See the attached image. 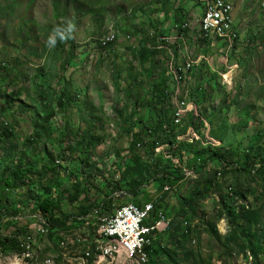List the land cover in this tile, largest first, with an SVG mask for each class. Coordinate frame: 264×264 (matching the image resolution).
<instances>
[{"label": "rangeland", "instance_id": "374dc122", "mask_svg": "<svg viewBox=\"0 0 264 264\" xmlns=\"http://www.w3.org/2000/svg\"><path fill=\"white\" fill-rule=\"evenodd\" d=\"M166 1L0 0V69L5 68V71L0 70V127L3 123L11 124L17 135L12 144H6L7 150H0V187L5 179L3 170L15 165L14 153L9 152L11 145L19 143L16 149L19 152L31 149L27 152L29 161L41 160L40 163L49 161L46 153L53 154L55 159H61V153L68 146L65 142L61 144L60 140L54 144L48 138V129L39 141L32 145L26 142L35 134V113L38 108H43V104L37 103L38 93L43 89L38 86L45 83L39 74H44L47 83H50H45L44 87L45 92L50 90L49 96L51 95L47 105L58 116L53 129L58 130L63 121L69 120L77 131H87L91 138L92 143L87 151L90 161L86 165L80 163L84 154L75 152L73 162L63 170L65 180H69L70 174L75 170H78L76 173H81L82 179L89 180L88 183L85 180H80L79 183L63 182L60 191L64 194V188L73 193L76 186L80 189L85 186L79 201L86 194L91 196L93 202L103 200V192L115 186L113 184L106 188L107 180L121 179L120 174L112 179V173L119 164L125 162L122 155L127 154L134 129L149 126L151 114L144 102L155 79L149 71L157 76L162 66L168 63L174 88L170 92L171 103L165 109H171L175 114V107H179L180 118L183 119L177 125L175 134L178 143L192 144L187 160L192 159L193 153L199 155L209 147L213 152L223 155L231 148L236 149L238 145L246 149L243 153L247 157L253 158L254 152L260 151L264 158L263 3L250 0L257 2L261 8L251 3L249 12L242 9L237 12L235 20V0H230L234 26L239 20L242 21L240 27H236V32L238 36L240 30L244 32V39L240 34L239 42H242L239 43L237 52L231 51V48L226 49L222 45L223 41L213 37L210 38L211 44L196 40V37H200L197 30L202 17L194 0H172L168 7L164 6ZM56 2L59 6L55 5ZM184 2L190 12L195 9L200 11L193 27L196 35L183 34L184 40H177V30H172L169 42L178 48L177 57L171 48L170 59L168 56L163 57L164 53H161L156 61L153 59L143 64L137 50L141 41L150 37L152 32L159 33L163 26L159 23H165V28H168L171 19H167L164 11L169 9L171 13H175ZM247 2L246 0L245 3ZM68 25L72 27L71 34L61 40L54 30L64 29ZM213 32L215 34L212 35L219 37L217 32ZM50 36L55 40L52 46L47 43ZM222 37L228 38L225 35ZM107 41L115 42L108 46L110 43ZM229 42L232 47L234 42L231 39ZM199 57L206 62L197 72L198 75L187 73L181 80V72L189 68V60L195 61ZM182 60L185 61L183 65ZM68 61L71 65L67 64ZM179 66H182L181 72L176 70ZM154 67L157 69L153 70ZM197 87L205 91L201 95L203 98L200 105L194 94ZM64 89H67L71 99L68 107L62 109L55 101ZM179 97H186V100H179ZM199 121L204 123V128H200ZM198 129L202 130L201 134ZM257 135H261V140L251 148V140ZM167 146L169 147L161 144L155 152L168 153ZM138 155L144 158L141 148ZM214 167L208 164L198 174L195 170L184 168L188 173L183 181L175 186L162 188L161 191L157 190L155 183L154 188L143 189L139 198L131 199L127 191L114 194L117 198L115 205L142 202L141 205L144 206L151 201H143L142 195L147 198L149 194L153 201L158 196V201H161L162 197L169 233L168 239L163 241L166 254L160 257L158 264H264V257L255 259L249 252H245L243 245L246 240L242 233H248V230L257 232L259 243L264 246V182L256 173L238 172L220 176L217 174L215 184L210 186L206 183L209 178H213ZM98 176H103V179L97 181ZM40 180L47 182L45 177ZM127 183L128 180L125 184ZM231 189L241 193L239 204L244 207L243 218L249 219L247 222L251 226L248 229L246 222L240 219L238 222L243 230L239 232L237 229V236L230 233L234 228H231L221 202L222 197L226 198L227 191L230 192ZM3 194L13 197V200L17 199L15 194L12 196L11 191L6 190ZM18 194L36 199L34 190L30 191L27 185H21ZM62 210L67 216L77 214L67 199L62 200ZM20 211L22 217L18 221L15 218L11 221L9 218L1 223L0 238L13 235L18 226L28 225L29 228L35 224L29 218L28 209ZM110 216L98 218V223H92L93 227L96 229L101 220ZM188 223L191 229L188 240L173 246L172 242L176 240L177 234L182 229L185 230ZM58 237V240L66 239V242L75 243L81 237V232L76 229L65 230ZM110 244L111 241L82 242L81 250L94 253V260L89 264H138L135 258L124 252L114 254L113 258L106 256L102 250ZM36 245L42 250V247L49 244L45 239H38ZM47 253L44 252L38 258V264L43 263ZM29 257L30 251L27 253L24 250L20 254L5 253L0 248V264H31ZM59 258H66V251H59ZM87 263V255H76L71 261V264Z\"/></svg>", "mask_w": 264, "mask_h": 264}, {"label": "trees", "instance_id": "16d2710c", "mask_svg": "<svg viewBox=\"0 0 264 264\" xmlns=\"http://www.w3.org/2000/svg\"><path fill=\"white\" fill-rule=\"evenodd\" d=\"M162 1V0H159ZM170 1L167 0L164 2V6L168 7L170 5ZM199 6L202 7L201 17L205 16V7L209 4L210 0H204L203 2H199L194 0ZM158 3V2H157ZM173 3V2H172ZM166 4V5H165ZM55 5L59 6V3L56 2ZM204 6V7H203ZM166 12V13H165ZM167 19H171V25L168 28H165V23L160 28L159 34L163 37L162 43L167 46L163 50L156 48H150V44L153 42L155 46H157V36L154 38L146 37V39L142 40L141 46L137 49L139 52L140 59L143 64L149 63L155 60L157 56L161 53H164L163 57L168 56L170 59L169 53L170 49L168 47L173 48L175 51V57H177L178 48L176 45H170L168 39H170L171 32L173 29L177 30V35L182 36L183 33H187V30L182 24L187 20L188 9L185 3L180 4V6L176 9L175 13H171V10L166 9L164 11ZM237 27V25L235 26ZM203 32V39L211 37V33ZM201 38V37H200ZM227 41V40H226ZM234 41L237 43L238 39L235 38ZM203 42H207L211 44V40L206 39ZM228 42V41H227ZM112 43H110L111 45ZM226 42H223V46H225ZM109 45V46H110ZM156 61V60H155ZM161 62V61H160ZM205 60H201L200 64L197 66L187 67L186 73H192L195 76L198 75V71L201 70L202 66L205 65ZM68 65H71V62H67ZM164 64V63H161ZM166 66V67H165ZM162 66L160 69L159 75H153V71H149V74L155 78L153 80V86L151 91L148 92V97L146 98V102H144L146 109H148L151 114L149 120V126L142 127L137 130L134 129V136L131 141V144L127 150V154H123V158H125V162L123 164H119L118 168L115 172L112 173V179L116 177L118 174L121 175V179L119 181L107 180L108 188L110 185L115 184L112 189L105 190L103 192V200H98L93 202L91 200V196L86 194V196L79 201L80 196L82 195L85 186L81 187V189L76 186L73 193H70L71 190L63 189L64 193H61L60 189L63 187V182L74 181L73 183H79L80 180H85L87 183L89 180L86 178L82 179L81 173H76L78 170L73 171L69 180H65L63 170L70 166L73 162V154L75 152H80L82 155L84 154L80 163L87 164L90 160L87 156L88 146L91 145V138L87 135L88 132L81 133V131H77L75 126L71 121L65 120L59 126L58 130H54L53 126H55V121H58V116L53 110V108L47 105V101L49 99V92H45V83L47 80L45 79L44 74H39L42 80L45 82L38 86V88H43L38 93L37 103L43 104L41 109H37L35 113V134L31 139H28L26 142L28 145H32L33 142H37L42 139L44 136V132L48 129V138L53 140L54 144L61 141L68 143L67 148H64L61 153V159H55L53 154L46 153V157L49 159L48 162H41L38 160L37 162L29 161L28 158V149L26 152H19L18 149L19 143H15L9 147V152L13 154V168L6 167L3 171L5 173V179L3 186L0 187V225L3 221H8L9 218L14 220V218L18 217L21 214V211L24 209H30V214H38L46 219L47 223L50 226V238L53 239V236L58 233H62L65 230H78V232L83 231L84 227L88 228L90 232H93L95 228L93 224L98 223V218L103 216H110L113 214L114 210L120 209L122 207L127 206L124 205H115V201L117 198L114 197V194L120 191L128 192L131 199L139 198L143 189L149 187L154 188V184L156 183L158 189L155 187V190H162V188L172 187L177 185V183L184 180L185 173L184 168H189L195 173H200V169L206 168L208 164H211L214 167V173H212L213 178H209L207 181V185L212 186L214 183V178L216 175H227L234 173H256L257 176L264 182V158L260 151L254 152V157H247L243 153L246 149H242L240 145L236 149H229L223 155H220L218 152H213L211 147L207 150L201 152L199 155L192 154V159L187 160L186 157H189L187 154L191 151V145H185L183 143L177 142L176 129L178 128V124L175 123V115L171 109L166 110L167 104L171 103L170 100V88L174 85V81L172 75L170 74V69L168 64ZM179 66L176 67L178 72L180 71ZM157 67H154L153 70H156ZM0 70L5 71V68ZM198 72V73H197ZM200 76V75H199ZM47 84L50 85L48 82ZM170 84V85H169ZM48 87V86H47ZM46 87V88H47ZM195 89L196 102L198 105L202 104V96L205 94V91ZM70 95L68 94L67 89L60 91L58 98L56 99V104L60 106V108L65 109L68 107V103L70 101ZM7 101V100H5ZM45 105V106H44ZM173 117V119L171 118ZM189 117L193 118L192 115ZM197 121V120H196ZM198 122V121H197ZM200 122V121H199ZM145 123V122H144ZM0 127V150L6 148V144H12L14 139L17 137L15 129L12 128L13 125L8 124ZM200 128H204L202 122L199 123ZM198 133L201 134L202 130L198 129ZM261 140V135H257L251 140V148L254 143ZM157 142V143H156ZM161 142V143H159ZM141 143V149L144 151V158L138 155L137 144ZM162 145L167 146L168 153L158 154L155 152V149L158 150ZM4 152V151H3ZM1 151V153H3ZM5 153V152H4ZM17 153V154H16ZM16 154V155H15ZM172 156L175 159L179 160V164L174 163L172 160L167 159L164 155ZM1 163V162H0ZM216 166H218L216 168ZM47 182L43 183L40 178H43ZM80 177V178H79ZM103 179V176H98L97 181ZM129 183L125 184L126 181ZM106 183V182H105ZM23 185H27L30 188V191L35 192L36 199H32V197L18 194L19 187ZM105 186V185H104ZM124 186V187H123ZM11 191L12 196H16V200H13V197L4 196L5 191ZM154 190V192H155ZM156 190V191H157ZM102 191V188H101ZM228 195L222 197L221 202L222 207L225 208V215L229 220L231 228H234V231H230L232 236H237V229L241 232L243 230V226L239 224V220L242 219L246 222V226L250 229V225L246 219L243 218V205H240L241 193L235 192L233 189L228 192ZM64 196V197H63ZM143 196V201L148 200L151 201L149 203H154L155 211L151 215L153 218V222H149L148 225L155 224L159 220V214L162 212L166 216L165 210H163V199L161 197V201H158L160 197H156L153 201V198L148 194V197L145 198ZM122 197V196H121ZM120 197V198H121ZM67 199V202L72 204L76 209V213L73 216H67L62 213V200ZM18 200V202H17ZM133 202L132 204H134ZM131 204V203H128ZM142 202L135 203L136 206L142 207ZM116 208V209H115ZM97 209V213L94 214V210ZM161 213V214H162ZM61 215V216H59ZM65 215V216H64ZM84 217L85 219H79V217ZM88 218V219H87ZM187 220V218L185 219ZM85 222H90V225L87 227ZM93 223V224H92ZM189 226L181 232L177 234L176 240L172 242L173 246H177L182 242H186L189 238V234L191 232L190 223ZM20 227V228H19ZM27 226H18L17 231L20 233L26 232ZM169 231H165L163 233H159L157 231L153 232L149 235L148 240L150 244L146 246L145 251L149 255V261L147 264H158L161 256L166 254L163 241L168 239ZM244 233L246 243L243 245L245 252H249L252 258L257 259L258 257H264V246L259 243V236L257 232H251L248 230V233ZM89 234L87 232L81 233L83 238L87 237ZM151 237V238H150ZM59 238V237H58ZM61 240V239H60ZM65 240L66 239H62ZM152 240V241H151ZM0 248L1 251L5 253H23L16 239L11 237H2L0 238Z\"/></svg>", "mask_w": 264, "mask_h": 264}, {"label": "built area", "instance_id": "2783aa9c", "mask_svg": "<svg viewBox=\"0 0 264 264\" xmlns=\"http://www.w3.org/2000/svg\"><path fill=\"white\" fill-rule=\"evenodd\" d=\"M227 16L224 14V5L219 4L218 14L217 15H208L206 18L210 22V17H220L221 20H224V17ZM225 29H227L225 27ZM218 39V38H215ZM219 39H223L226 41L224 37H220ZM227 42V41H226ZM107 43H110L107 41ZM228 46H230V42H227ZM200 59V58H199ZM189 60V68L196 64L199 60ZM179 100H186V97ZM176 115H179V107H175ZM191 114V111L189 112ZM191 138V137H190ZM157 143V142H156ZM138 148L141 147V143L137 144ZM167 159L172 160L174 163H178L177 159H174L170 154L164 155ZM176 160V161H175ZM188 172L186 171V174ZM148 205H144L142 207L136 206L131 208L130 210H124V212L113 220H108L107 222L100 224L93 232H90L88 228L83 229L81 233L89 234L87 237L83 238L82 236L77 239L75 243H69L65 240H58V233L53 236V239L50 238V226L47 223L46 219L38 214H29V218L31 221L35 222L34 225L29 226L27 225L26 232L20 233L16 230L11 237L16 239L18 242L19 247L22 250L30 251V257L28 258L31 264H38V258L41 255H44V252H48L45 255V259L42 264H71L73 257L76 255H87L88 256V263H92L94 260V253L92 251H82L81 250V243L82 242H90L93 241H106V240H114L121 245V251H124V254H136L139 251V245L143 241H148V238L142 237V231H140V237H130V230H132V224L136 223L137 221H144V228L143 230H153V232L157 231L159 233L167 230L168 223L167 218L164 213L159 214V220L152 225H148L149 222H153L152 219H143V212ZM30 210V209H28ZM97 209L93 212L94 214L97 213ZM22 217L20 214L15 220L18 221L19 218ZM79 219H85L83 216L79 217ZM88 219V218H87ZM85 225L88 227V222H85ZM38 239H45L48 241L46 247H38L36 245V241ZM59 251H66V258H59ZM112 258L114 257L111 254Z\"/></svg>", "mask_w": 264, "mask_h": 264}, {"label": "bare ground", "instance_id": "6f19581e", "mask_svg": "<svg viewBox=\"0 0 264 264\" xmlns=\"http://www.w3.org/2000/svg\"><path fill=\"white\" fill-rule=\"evenodd\" d=\"M199 1L203 2L204 0H199ZM240 1L244 2L246 0H238V1L235 0V4H234V6H235V10H234L235 20H236V16H235L236 10L238 9V7H236V4L237 3L239 4ZM259 1L261 3H263V5H264V0H259ZM219 4L224 5V14L227 16L224 17V20H221L220 17H210V22H209L206 18L208 17V15H217L218 14ZM198 7L200 8V11H202V7L199 5H198ZM204 11H205V16L202 17L200 25H199V29L197 30L200 33L201 39H203L202 37L204 36V34H203L204 31L207 32L206 35L208 33H211L210 36L213 38H219V37H222L223 35H225L226 37H228V38H226V40L228 42H229V39H231L234 42L232 47L227 46V48H231V50H233L234 45H236V42L234 41V39L237 38L238 42L240 40V31H239V36H238V32H236V27L234 26V23L232 21V17H233L232 16V2H230V0H229V3H228V0H210L209 4L205 7ZM200 17H201V15H200ZM188 26H189L188 24L184 25L185 28ZM237 26L240 27L239 24H237ZM225 27L227 29H225ZM213 31L217 32L218 33L217 35L219 37L212 35V34H215ZM200 37H198V38H200ZM174 115L176 117L175 123L179 125L183 118L182 119L180 118V116H181L180 112H179V115H176V113ZM153 204H149V203L147 204L148 206L145 208V211L143 212V219H150L151 218V215L155 211ZM134 207H136L135 204L134 205H128L127 204V206H125V207H122L120 209H116L112 216L105 218V220H103V221L101 220L102 222L100 221V224L105 223L108 220H113V219L117 218L118 216H120L124 212V210H130L131 208H134ZM143 228H144V221H137L136 223H133L132 224V230H130V237H140V231H142V237H144V238L149 237V235L152 233L153 230H143ZM106 241L108 243H109V241L112 242V244H110L109 246L105 247L102 250V252L105 253L106 256H111V254L114 255V254H120V253L124 252V251H121V245H119L118 242H116L114 240H106ZM149 244H150L149 240L143 241L139 245V251L136 254H127V255L130 256L131 258H135L134 260H136V262L138 264H145V263L147 264L149 261V255L146 253L145 248ZM27 253H29V251H27Z\"/></svg>", "mask_w": 264, "mask_h": 264}, {"label": "clouds", "instance_id": "9594fccd", "mask_svg": "<svg viewBox=\"0 0 264 264\" xmlns=\"http://www.w3.org/2000/svg\"><path fill=\"white\" fill-rule=\"evenodd\" d=\"M185 2L186 1H188V0H184ZM184 2V3H185ZM253 5H255V6H257L258 8H261L260 6H258V4L255 2V1H253V2H249V3H245V1L244 2H239V4H238V9L236 10V14H235V16H236V18L238 17L237 16V12H239V11H241L242 9H246L245 11H247V12H249L248 10H249V8H252V7H250V6H252V4ZM198 6V5H197ZM244 6V7H243ZM248 7V8H247ZM264 8V7H263ZM188 9V8H187ZM199 13H200V11H197V9H195V10H193L192 12H190V10L188 9V15H187V20L182 24V26H184L185 24H189L190 26L189 27H187V28H184V29H186L187 30V33H189V34H191V33H195V35H196V32H195V30L193 29V27H194V25H195V23H196V20H197V18H198V15H199ZM241 20H239V22H238V24L240 25L241 24ZM55 31V34H56V36H58L61 40H63L66 36H68V35H70L71 34V31H72V27H71V25H68L67 27H65L64 29H55L54 30ZM173 31H176L175 29H173ZM178 32V31H177ZM187 33H183V34H187ZM182 34V36H178V35H176L175 36V38L178 40V39H182V40H184V35ZM240 34H242V37H243V39H244V32H242L241 30H240ZM155 36H157V46H155V43H151L150 44V48H153V49H156V48H159V49H162L163 48V50L165 49V48H167V46H165V45H163L164 43H162L163 41H162V39H163V37L159 34V33H155V32H152L151 34H150V38H154ZM172 36V35H171ZM170 36V37H171ZM178 37H181V38H178ZM210 38L211 37H209V38H206V39H209L210 40ZM206 39H201V38H196V40H201V41H203V40H206ZM215 39V38H214ZM169 41H170V39H168ZM216 40H221V41H223V42H226L225 40H223V39H216ZM115 42V41H114ZM114 42H112V43H114ZM242 42V40L240 41V42H238V43H236V45H234V48H233V50H231V51H235V50H237V52H238V45H239V43H241ZM47 43H48V45L49 46H52V45H54V43H55V40L53 39V37H49V39H48V41H47ZM110 45V44H109ZM108 45V46H109ZM171 45V44H170ZM104 46V45H103ZM108 46H106V47H108ZM227 46H228V43L226 42V44H225V48L227 49ZM105 47V46H104ZM168 49H170V52H172L171 51V48L170 47H168ZM169 56H170V53H169ZM203 57H205V56H203ZM200 58V59H199ZM198 59V61H197V63L196 64H193L192 65V67L193 66H197V65H199L200 64V62H201V60L203 59V58H201V57H199ZM185 61L184 60H182V64L181 65H183V63H184ZM168 65H170L169 63H168ZM178 65H180V64H178ZM170 69V68H169ZM186 73V70L184 71V72H181V80H182V78L184 77V75H186L185 74ZM171 74V73H170ZM172 75V74H171ZM172 78H173V75H172ZM180 80V81H181ZM174 81V80H173ZM174 83V82H173ZM172 88H174V85L170 88V90L172 89ZM204 124V123H203ZM196 142H198V141H196ZM221 146V145H220ZM220 146H215L216 148H220ZM175 159V158H174ZM178 160V159H177ZM178 162H179V160H178ZM176 164H178V163H176ZM186 171L187 170H184V172H185V174H186ZM188 172V171H187ZM220 176V175H219Z\"/></svg>", "mask_w": 264, "mask_h": 264}, {"label": "crops", "instance_id": "0c3cea01", "mask_svg": "<svg viewBox=\"0 0 264 264\" xmlns=\"http://www.w3.org/2000/svg\"><path fill=\"white\" fill-rule=\"evenodd\" d=\"M247 1L250 2V0H247ZM248 2H247V3H248Z\"/></svg>", "mask_w": 264, "mask_h": 264}]
</instances>
